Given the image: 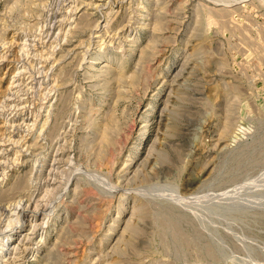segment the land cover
I'll list each match as a JSON object with an SVG mask.
<instances>
[{
    "label": "rangeland",
    "instance_id": "1",
    "mask_svg": "<svg viewBox=\"0 0 264 264\" xmlns=\"http://www.w3.org/2000/svg\"><path fill=\"white\" fill-rule=\"evenodd\" d=\"M0 228V264H264V0H0Z\"/></svg>",
    "mask_w": 264,
    "mask_h": 264
},
{
    "label": "bare ground",
    "instance_id": "2",
    "mask_svg": "<svg viewBox=\"0 0 264 264\" xmlns=\"http://www.w3.org/2000/svg\"><path fill=\"white\" fill-rule=\"evenodd\" d=\"M61 3H62V2H61ZM93 4H94V3H93ZM66 7H67V6H66ZM67 10H68V9H67ZM73 10H75V9H73ZM70 11H71V10H70ZM59 23H60V22H59ZM94 36H95V34H94ZM99 42H100V41H99ZM96 61H97V60H96ZM97 62H98V61H97ZM19 73H20V72H19ZM16 80H17V79H16ZM6 90H7V89H6ZM25 92H26V91H25ZM5 98H6V97H5ZM20 99H21V98H20ZM20 99H19V100H20ZM39 99H40V98H39ZM6 100H7V99H6ZM9 100H10V99H9ZM4 101H5V100H4ZM19 102H20V101H19ZM19 102H18V103H19ZM22 102H23V101H22ZM7 103H8V102H7ZM7 103H5L4 106H8ZM15 103H16V102H15ZM25 105H26V104H25ZM28 105H29V104H28ZM15 106H16V104H15ZM17 106H18V105H17ZM20 106H21V105H20ZM8 108H9V107H8ZM13 108H14V107H13ZM21 108H22V106H21ZM19 110H20V109H19ZM26 110H27V109H26ZM32 125H33V124H32ZM41 126H42V124H41ZM13 127H14V126H13ZM29 127H30V126H29ZM11 128H12V127H11ZM18 128H19V127H18ZM30 129H32V128H30ZM5 136H6V135H5ZM5 136H4V137H5ZM6 138H7V136H6ZM8 138H9V136H8ZM8 138H7V139H8ZM7 139H6V140H7ZM2 140H3V139H2ZM22 141H23V140H22ZM4 142H5V141H4ZM52 162H53V161H52ZM50 168H51V167H50ZM50 168H49V170H50ZM30 198H31V197H30ZM20 202H21V201H20ZM34 204H35V203H34ZM34 210H35V209H34ZM23 213H25V210H24ZM26 213H27V212H26ZM6 217H8V216H6ZM18 219H19V218H18ZM5 221H6V220H5ZM8 222H9V221H8ZM4 223H5V222H4ZM0 229H1V228H0ZM0 232H1V231H0ZM25 236H26V235H25V233H24V237H23V239L21 240V241H22V245L26 243V238H25ZM9 240H10V239H9ZM11 244H12V243H11ZM10 246H11V245H10ZM26 246H27V245H26ZM26 246L23 247L24 251L27 250V247H26ZM11 248H12V250L15 249L14 244H12ZM2 250H4L6 254H8V253L11 251L10 248H9V249H7V248H4V249H3V248H2ZM15 250H16V249H15ZM13 253H15V252H13ZM13 253H12V254H13ZM10 258H11V257H10ZM4 260H5V259H4ZM7 262H8V261H7ZM11 262H12V260L10 261V263H11ZM13 263H14V262H13ZM4 264H5V263H4Z\"/></svg>",
    "mask_w": 264,
    "mask_h": 264
}]
</instances>
